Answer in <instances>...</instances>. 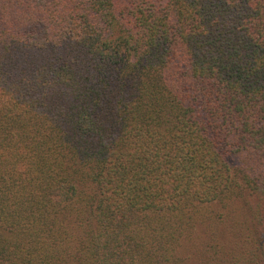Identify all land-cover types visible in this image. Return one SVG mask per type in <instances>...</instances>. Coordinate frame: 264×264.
<instances>
[{"label":"trees","instance_id":"trees-1","mask_svg":"<svg viewBox=\"0 0 264 264\" xmlns=\"http://www.w3.org/2000/svg\"><path fill=\"white\" fill-rule=\"evenodd\" d=\"M264 264V0H0V264Z\"/></svg>","mask_w":264,"mask_h":264},{"label":"rangeland","instance_id":"rangeland-1","mask_svg":"<svg viewBox=\"0 0 264 264\" xmlns=\"http://www.w3.org/2000/svg\"><path fill=\"white\" fill-rule=\"evenodd\" d=\"M188 264H193L192 260H189Z\"/></svg>","mask_w":264,"mask_h":264}]
</instances>
